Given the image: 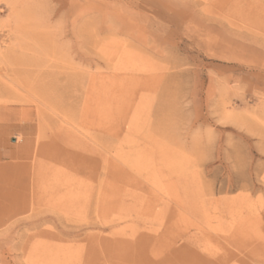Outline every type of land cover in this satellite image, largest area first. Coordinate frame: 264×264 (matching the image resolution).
Listing matches in <instances>:
<instances>
[{"label": "rangeland", "instance_id": "obj_1", "mask_svg": "<svg viewBox=\"0 0 264 264\" xmlns=\"http://www.w3.org/2000/svg\"><path fill=\"white\" fill-rule=\"evenodd\" d=\"M0 264H264V0H0Z\"/></svg>", "mask_w": 264, "mask_h": 264}, {"label": "bare ground", "instance_id": "obj_2", "mask_svg": "<svg viewBox=\"0 0 264 264\" xmlns=\"http://www.w3.org/2000/svg\"><path fill=\"white\" fill-rule=\"evenodd\" d=\"M5 177H6V176H5ZM9 177H12V176H7V178H9ZM12 179H13V178H12ZM12 179H11V180H12ZM7 180H8V179H7ZM13 181H14V179H13ZM13 181H12L11 183H13ZM6 183H7V185H9L8 182H6ZM10 191H11V189H10ZM7 193H9V192H7ZM13 193H14V192H13ZM10 194H11V193H10ZM10 194H9V195H10ZM14 194H15V193H14ZM14 194H13V195H14ZM6 195H7V194H6ZM9 195H7V197H10V199H11L12 196H9ZM14 198H16V196H14ZM14 198H12V199H14ZM16 200H17V199H15L14 201H16ZM14 201H12V202H14Z\"/></svg>", "mask_w": 264, "mask_h": 264}]
</instances>
